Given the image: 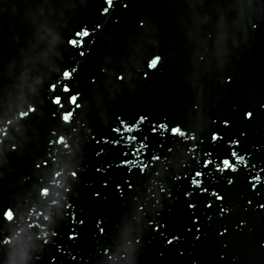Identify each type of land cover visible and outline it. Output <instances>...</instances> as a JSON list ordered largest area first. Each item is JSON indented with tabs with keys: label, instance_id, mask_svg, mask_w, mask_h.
Segmentation results:
<instances>
[{
	"label": "snow or ice",
	"instance_id": "obj_1",
	"mask_svg": "<svg viewBox=\"0 0 264 264\" xmlns=\"http://www.w3.org/2000/svg\"><path fill=\"white\" fill-rule=\"evenodd\" d=\"M232 156H233V157H236L238 160H241V161L244 159L243 157H239V156L237 155L236 152H233V153H232ZM223 167H224L225 169H229V168L234 169V168L236 167V165L232 164L231 161H230L229 159H224V160H223ZM200 175H201V173H199V172L196 173V176H200ZM260 179H261V177H259V176L255 177V180H256L257 182H259Z\"/></svg>",
	"mask_w": 264,
	"mask_h": 264
},
{
	"label": "clouds",
	"instance_id": "obj_2",
	"mask_svg": "<svg viewBox=\"0 0 264 264\" xmlns=\"http://www.w3.org/2000/svg\"><path fill=\"white\" fill-rule=\"evenodd\" d=\"M109 2H110V0H109ZM246 116L248 118H251L252 113L251 112H248V113H246ZM213 139H216V135L215 134H213ZM218 199H222V197H218ZM261 207H264V205H262ZM169 243H171V240L169 241Z\"/></svg>",
	"mask_w": 264,
	"mask_h": 264
}]
</instances>
